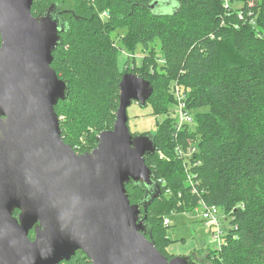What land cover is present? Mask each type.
I'll return each mask as SVG.
<instances>
[{
    "label": "trees",
    "instance_id": "16d2710c",
    "mask_svg": "<svg viewBox=\"0 0 264 264\" xmlns=\"http://www.w3.org/2000/svg\"><path fill=\"white\" fill-rule=\"evenodd\" d=\"M42 1L48 2L34 1V14L45 13L55 1L67 23L51 64L70 83L68 97L55 106L64 141L81 151L97 146V134L114 126L126 72L152 82L148 101L160 108L170 100L178 103L179 88L192 123L179 128L172 117L159 125L156 152L145 157L154 179H166L148 208L152 238L167 255L171 225L153 210L159 198L168 199L169 190L172 204L181 193L191 203L202 198L224 213V242L209 253L211 264H264V0H242L239 6L234 0L229 5L224 0H72L67 13L62 11L67 0H53L36 12ZM121 49L131 53L122 66ZM136 49L145 63L131 71ZM177 145L195 151L189 164L176 153L179 168L172 166L167 179L159 174V151ZM127 188L131 202H139L144 190ZM173 210L169 206L166 213ZM29 235L34 238V229ZM59 264L92 263L78 250Z\"/></svg>",
    "mask_w": 264,
    "mask_h": 264
},
{
    "label": "water",
    "instance_id": "95a60500",
    "mask_svg": "<svg viewBox=\"0 0 264 264\" xmlns=\"http://www.w3.org/2000/svg\"><path fill=\"white\" fill-rule=\"evenodd\" d=\"M34 1L0 0V264H59L78 250L92 264L196 262L163 254L146 222L162 193L145 159L156 139L132 133L127 110L146 106L154 85L124 73L113 128L77 153L55 110L70 83L51 65L67 23L56 3L34 14ZM127 184L144 190L139 202Z\"/></svg>",
    "mask_w": 264,
    "mask_h": 264
},
{
    "label": "rangeland",
    "instance_id": "374dc122",
    "mask_svg": "<svg viewBox=\"0 0 264 264\" xmlns=\"http://www.w3.org/2000/svg\"><path fill=\"white\" fill-rule=\"evenodd\" d=\"M48 0L47 4L42 1V3H39L37 5V11H41L45 9L46 6H48L50 3ZM62 1V0H56ZM230 1V0H229ZM227 1L226 4H230V2ZM55 3V1H53ZM71 2V3H70ZM242 0H234L235 6H239L243 3ZM73 1L67 0L66 5L64 8L68 9V7H72ZM71 4V6L69 5ZM232 4V3H231ZM39 12L38 14H40ZM124 30V29H122ZM113 37L116 38V32L112 33ZM131 55L129 53V50L121 49L119 52V63L122 66L123 63L126 61V59ZM133 58H136L135 61L131 60L130 70L135 71L136 65H140L145 63L144 61V54L141 52L140 49H136ZM164 60L162 58L159 59V62H163ZM136 64V65H135ZM160 67V66H159ZM160 69V68H158ZM172 76V74L170 75ZM155 80H159V78L156 76ZM177 95H180L181 97L184 96V92H176ZM182 111L181 107L178 105V103L172 102V100L168 101V104L166 107L160 108L157 107L156 104H154L151 100L147 102L146 106H141L138 102L133 101L132 104L128 107V126L132 133H150L153 136H156L159 131V125L164 124L171 120L170 118L174 117L178 118L179 113ZM185 109H183V112ZM192 148L187 147L183 148L180 145H177L175 148H170L169 150H161L159 151V162L161 171L160 175H166L167 179L170 178L168 174L173 173L172 172V166L173 168H179L178 163L176 159H178L177 154L180 155L186 154L187 157L192 153ZM168 151V152H166ZM168 161V162H167ZM174 162L175 164H171V162ZM167 162V163H166ZM187 176V182H191L189 177V173ZM160 178V177H159ZM158 178V179H159ZM164 182L166 183V179H164ZM167 189V188H166ZM167 193H170V195L167 197L170 199L171 197V191L166 190ZM173 196V195H172ZM168 199H162L159 198L155 202L154 207V214H160L164 215V221L166 218H169L170 223L166 224L171 225L169 229V235L173 238V241H171L169 244H165L166 246V253L167 257L171 258L177 255H188L192 258H195L196 264H211V260L209 259V253L212 250H215L218 246L216 243L212 241V233H211V227L210 224H207L204 220H202L201 212L199 210V202H193L187 201V199L182 197L181 193L176 194L175 193V200L174 204L172 202H168ZM170 206V208L173 206L175 210H173L171 213H166L167 208ZM221 212H219L220 214ZM223 214V213H222Z\"/></svg>",
    "mask_w": 264,
    "mask_h": 264
},
{
    "label": "built area",
    "instance_id": "2783aa9c",
    "mask_svg": "<svg viewBox=\"0 0 264 264\" xmlns=\"http://www.w3.org/2000/svg\"><path fill=\"white\" fill-rule=\"evenodd\" d=\"M224 1L227 3V1H229V0H224ZM240 15H242V14H240ZM177 91L178 92H182V91L179 88L175 89V94H176V97L178 99V105L182 109V111L179 113V116L177 118L178 127L181 128L185 124L192 123V116L190 115V113L188 114L186 112L187 110L185 109V103H184V99L186 98L185 93H184V96L181 97L180 95H177V93H176ZM183 109H185L184 112H183ZM191 151L193 153L195 151V148H192ZM185 155L186 154L183 153V155H180V156H183L184 157L183 159L186 161V164H189L190 158H188V157L190 155H188L187 157ZM157 182L160 185L165 184V182L162 178H159ZM198 202L200 203L199 204L200 205L199 210L201 212L200 218L202 220H204L207 224H210L211 233H212V241L217 244L218 247L216 249H220L221 246L223 245L225 230L227 229V226H228V224L226 223L225 217H224V213L222 214L221 208L214 203L208 204L202 198L199 199ZM219 212H221V213L219 214ZM164 223H165V225L169 224L170 223L169 218H166Z\"/></svg>",
    "mask_w": 264,
    "mask_h": 264
},
{
    "label": "flooded vegetation",
    "instance_id": "af4514ba",
    "mask_svg": "<svg viewBox=\"0 0 264 264\" xmlns=\"http://www.w3.org/2000/svg\"><path fill=\"white\" fill-rule=\"evenodd\" d=\"M64 13H67L68 12V9H64V10H62ZM74 148V150L77 152V153H85V152H87V151H91V150H85V151H81L80 149H78L77 148V146L76 147H73Z\"/></svg>",
    "mask_w": 264,
    "mask_h": 264
}]
</instances>
